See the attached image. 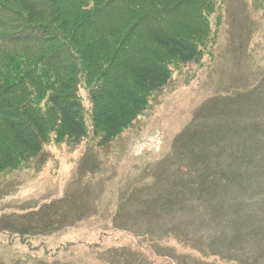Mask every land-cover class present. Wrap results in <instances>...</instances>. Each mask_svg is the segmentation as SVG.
I'll list each match as a JSON object with an SVG mask.
<instances>
[{"label":"rangeland","instance_id":"374dc122","mask_svg":"<svg viewBox=\"0 0 264 264\" xmlns=\"http://www.w3.org/2000/svg\"><path fill=\"white\" fill-rule=\"evenodd\" d=\"M216 2L130 128L95 132L82 85L87 137L0 173V264H264V0Z\"/></svg>","mask_w":264,"mask_h":264},{"label":"trees","instance_id":"16d2710c","mask_svg":"<svg viewBox=\"0 0 264 264\" xmlns=\"http://www.w3.org/2000/svg\"><path fill=\"white\" fill-rule=\"evenodd\" d=\"M216 9V0H0V173L42 154L51 135L87 137L82 85L95 132L110 141L130 128L171 65L203 53ZM217 177L199 175L201 185Z\"/></svg>","mask_w":264,"mask_h":264}]
</instances>
